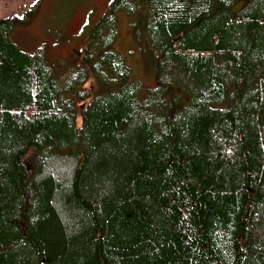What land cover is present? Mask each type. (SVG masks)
<instances>
[{
    "label": "trees",
    "instance_id": "1",
    "mask_svg": "<svg viewBox=\"0 0 264 264\" xmlns=\"http://www.w3.org/2000/svg\"><path fill=\"white\" fill-rule=\"evenodd\" d=\"M239 1L112 0L61 74L10 36L40 0L0 18V264H264V0Z\"/></svg>",
    "mask_w": 264,
    "mask_h": 264
},
{
    "label": "rangeland",
    "instance_id": "2",
    "mask_svg": "<svg viewBox=\"0 0 264 264\" xmlns=\"http://www.w3.org/2000/svg\"><path fill=\"white\" fill-rule=\"evenodd\" d=\"M36 0H0V18L17 13ZM112 0H40L38 12L26 24H20L11 32V39L23 50L32 52L46 45L48 58L57 62L58 73L66 71L65 64H77L80 53L86 47L91 29L107 11ZM245 4L240 0L236 8ZM119 35L114 43L124 52L133 67V78L143 83L142 96L148 88L157 84V71L150 57V43L139 28L130 26L127 16L121 19ZM105 87V86H104ZM190 99V98H189ZM189 99H184L185 103ZM29 166L33 156L26 159Z\"/></svg>",
    "mask_w": 264,
    "mask_h": 264
}]
</instances>
